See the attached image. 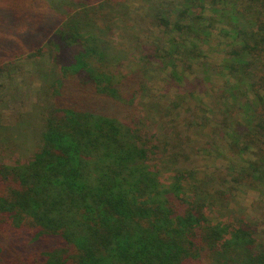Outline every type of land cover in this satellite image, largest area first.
Listing matches in <instances>:
<instances>
[{"label":"trees","instance_id":"trees-1","mask_svg":"<svg viewBox=\"0 0 264 264\" xmlns=\"http://www.w3.org/2000/svg\"><path fill=\"white\" fill-rule=\"evenodd\" d=\"M121 1L0 0V84L14 61L50 54L40 147L28 163L0 164V264H264L254 220L215 223L229 196L177 167L169 131L152 132L137 104L146 74L124 71L111 40ZM149 11L153 27L183 38L156 45L173 78L222 25L231 44L213 70L225 80L211 122L232 151L253 152L238 183L264 189V0H151Z\"/></svg>","mask_w":264,"mask_h":264},{"label":"rangeland","instance_id":"rangeland-1","mask_svg":"<svg viewBox=\"0 0 264 264\" xmlns=\"http://www.w3.org/2000/svg\"><path fill=\"white\" fill-rule=\"evenodd\" d=\"M150 1L122 0L111 37L123 55V70L137 64L146 74L149 93L138 98L137 104L143 110L144 105L152 111L148 119L152 132L158 128L167 130L178 141L177 167L194 172L199 180L211 177L214 180L212 191L219 190L229 196V200L219 202L211 210L210 218L215 223H229L237 215L250 217L259 226L260 238L264 239V189L256 183L255 186L238 183L245 181L240 176L254 160L253 152L232 151L230 140L213 129L211 122L217 113L212 92L225 80L217 77L213 70L222 63L231 42L223 34L221 24L207 28L208 36L202 37L203 43L198 46L202 58L189 64L191 67L178 61L177 75L173 78V67L167 64L171 60H165L164 64L159 58L154 59L156 45L159 49L165 43L170 46L171 41L180 45L183 38L150 24ZM211 14L208 9L207 16ZM49 57L45 49L36 57L18 59L13 62L12 71L6 72L1 80L0 164L28 163L40 147L42 121L38 100L48 101L41 93L48 79ZM204 62L210 68L204 69ZM161 181L168 184V174L163 175Z\"/></svg>","mask_w":264,"mask_h":264}]
</instances>
